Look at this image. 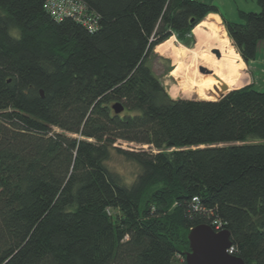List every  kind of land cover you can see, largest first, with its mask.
I'll use <instances>...</instances> for the list:
<instances>
[{
    "label": "trees",
    "instance_id": "16d2710c",
    "mask_svg": "<svg viewBox=\"0 0 264 264\" xmlns=\"http://www.w3.org/2000/svg\"><path fill=\"white\" fill-rule=\"evenodd\" d=\"M82 1L94 34L46 0H0V264H187L189 233L215 222L234 257L264 264V90L173 100L147 64L218 8ZM257 4L243 23L222 16L248 66L264 42ZM114 158L136 165L133 183Z\"/></svg>",
    "mask_w": 264,
    "mask_h": 264
},
{
    "label": "rangeland",
    "instance_id": "374dc122",
    "mask_svg": "<svg viewBox=\"0 0 264 264\" xmlns=\"http://www.w3.org/2000/svg\"><path fill=\"white\" fill-rule=\"evenodd\" d=\"M200 1H204L207 4L216 6L218 8L219 14L214 13L212 15H209L206 20L207 22L216 24L215 28L218 29L217 31L220 33L219 35L222 36V48L219 44H216V49L222 51V57L226 58L227 60H231V63L228 64L229 67L236 65V59H238L239 57L237 53H240L235 48V45L231 38V42H229V40L225 41V37L223 38V35L221 34L220 29H225L228 36L227 27H225L222 16L227 20V22L243 23L244 21L239 16L240 12H251L258 14V12L261 11L260 6L257 4L256 0ZM201 26L207 29H214L207 23L201 24ZM173 37H175L174 40H176L174 41V44L182 51L181 54L178 53L177 61L180 62L179 65H176L169 57L162 56L156 51H154V53L147 61L148 67L150 68V70H152L153 74L156 75L160 83L165 86L167 93L173 100L181 99L182 97H198L201 100L209 99L216 101L218 97L228 94L230 90H239L240 88H244L250 85H253L258 91L262 92V90H264V42L260 44V53L257 60L250 63L249 66L244 61L245 66L243 68V71L241 72V76H238V73L230 69L232 75H234V77H232V80L235 84H237L234 87H231L230 90H226L219 83L212 84L213 82H215V79L217 77L221 78V76L224 75H222L221 72H215L212 68H210L209 66L211 63L207 65L208 63L204 60V56L197 58L196 54L195 56L193 55L198 44V41L194 35V31L193 34L183 37L186 39L185 42L183 40H180L177 35H174ZM226 50H230V53H228ZM210 53L213 55V58H217V56L213 54V51H211ZM206 55L207 57H210L209 53H207ZM200 68L205 69L202 70V72L205 74L200 72ZM224 73L226 74V72H223V74ZM56 130L59 132L58 129ZM74 138H77V136H74ZM118 146L128 151L139 150L143 148L147 149V147L141 148L136 146L135 144L130 145L125 142H121ZM109 166L113 171L121 175L128 183H133L134 179L138 175V168L136 167V165L128 163L124 160L114 158L111 162H109Z\"/></svg>",
    "mask_w": 264,
    "mask_h": 264
},
{
    "label": "water",
    "instance_id": "95a60500",
    "mask_svg": "<svg viewBox=\"0 0 264 264\" xmlns=\"http://www.w3.org/2000/svg\"><path fill=\"white\" fill-rule=\"evenodd\" d=\"M213 54L218 58L221 57V53L218 50L214 51ZM228 95L229 93L220 96L216 101ZM181 100L204 101L198 97H182ZM113 109H115L117 115L124 112L120 103L115 105ZM188 238L189 250L184 254L187 264H245L241 258L234 257L228 253L233 248L228 230L216 232L211 226L201 225L193 228Z\"/></svg>",
    "mask_w": 264,
    "mask_h": 264
},
{
    "label": "built area",
    "instance_id": "2783aa9c",
    "mask_svg": "<svg viewBox=\"0 0 264 264\" xmlns=\"http://www.w3.org/2000/svg\"><path fill=\"white\" fill-rule=\"evenodd\" d=\"M45 9L57 22L64 19H72L91 34L99 30L100 22L98 14L94 11H89L82 0H46ZM194 202H197V199ZM213 224L217 227V232L224 231L222 225H219L217 222ZM228 253L233 255V248Z\"/></svg>",
    "mask_w": 264,
    "mask_h": 264
},
{
    "label": "bare ground",
    "instance_id": "6f19581e",
    "mask_svg": "<svg viewBox=\"0 0 264 264\" xmlns=\"http://www.w3.org/2000/svg\"><path fill=\"white\" fill-rule=\"evenodd\" d=\"M200 26V25H199ZM199 26H197V27H199ZM197 27H196V29H197ZM195 29V30H196ZM196 35L198 36V37H202V36H204V35H207L206 33H204V35H203V33L200 31V29H197L196 30ZM208 35H212L213 37H215V39L213 38V40H212V42L214 43L215 41H216V38H219L220 37V35H219V33L215 30V31H212L211 32V34H209L208 33ZM174 38L175 37H172L170 40H168L167 42H165V43H163V44H161L159 47H157L156 48V52L158 53V54H160V55H162V56H166V57H169L176 65H179L180 64V62H177V58H178V53L180 52L179 50H178V47L174 44V41H176V40H174ZM225 39V41H227V40H229V42H231V40L230 39H228V38H224ZM219 40V39H218ZM216 44H218V43H216ZM216 44H212V43H205L204 44V46H202L203 48H204V51L202 52V56H204L205 58H204V60L205 61H207V65H209V63H211L210 64V66L209 67H213V68H215V67H219V68H221L223 71H225L226 73H227V78L229 79V80H232L233 78L232 77H234V75H232V72L228 69V64L230 63V60H227L226 58H224V57H222V54H221V57L220 58H213V55L210 53L211 51H216V50H218V49H216V47H215V49H213L212 48V45H214V46H216ZM222 45H220V47H221ZM202 47H200V48H202ZM222 48V47H221ZM212 49V50H211ZM220 53H222V51H220V50H218ZM228 53H230V50H226ZM207 53H209L210 54V57H207ZM196 56H197V58H199V56L196 54ZM232 70H233V66H232V68H231ZM202 70H205L204 68H200V72H202ZM207 70V69H206ZM208 71V70H207ZM234 71V70H233ZM209 72V71H208ZM236 72V71H235ZM175 73V72H174ZM173 73V74H174ZM203 73V72H202ZM203 74H205V73H203ZM219 80V78L217 77V79L215 80V82H213L212 84H217L218 81ZM234 87V86H233ZM230 90V89H229ZM230 91H232V90H230ZM229 91V92H230ZM228 92V93H229Z\"/></svg>",
    "mask_w": 264,
    "mask_h": 264
},
{
    "label": "crops",
    "instance_id": "0c3cea01",
    "mask_svg": "<svg viewBox=\"0 0 264 264\" xmlns=\"http://www.w3.org/2000/svg\"><path fill=\"white\" fill-rule=\"evenodd\" d=\"M257 1V0H256ZM259 5V4H258ZM208 25L209 26H211V27H213L214 29H207V28H203L201 25L199 26V27H197V29H200V31L203 33V35H204V33H206L207 35H204V36H202V37H198L197 35H196V30H194V35H195V37H196V39H197V41H198V44H197V48H196V51L193 53V55L195 56V54H197L199 57H201L203 54H202V52L204 51V48H200V47H202V46H204V44L205 43H212V44H216V43H218L219 45H222L221 44V40H222V36L220 35V37L219 38H216V41L213 43L212 42V40H213V38L215 39V37H213L212 35H208V33L209 34H211V32L212 31H217L218 29H216L215 28V26H216V24H214V23H212V22H208ZM218 32V31H217ZM219 33V32H218ZM220 34V33H219ZM224 38V37H223ZM219 39V40H218ZM212 48L213 49H215V46L214 45H212ZM178 50L180 51L179 53L181 54V50L178 48ZM237 55H239V57H238V59H236V65H233V70L234 71H236V73H238V76L240 75L241 76V72L243 71V68H244V66H245V63H244V60L241 58V56H240V54H238L237 53ZM178 62V61H177ZM230 63H231V60H230ZM210 68H212L215 72H221L222 73V75H224V76H221V78L220 77H218L219 78V80L217 81L221 86H223L226 90H228V89H231V87H233V86H235L236 84L233 82V80H229L228 78H227V73L225 74H223V72H225V71H223L221 68H219V67H216V69L215 68H213V67H210ZM232 67H228V69L230 70ZM222 77H224V78H222ZM217 79V78H216ZM215 79V80H216Z\"/></svg>",
    "mask_w": 264,
    "mask_h": 264
}]
</instances>
